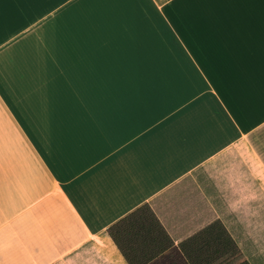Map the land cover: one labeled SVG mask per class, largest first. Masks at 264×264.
Wrapping results in <instances>:
<instances>
[{
  "label": "crops",
  "instance_id": "obj_1",
  "mask_svg": "<svg viewBox=\"0 0 264 264\" xmlns=\"http://www.w3.org/2000/svg\"><path fill=\"white\" fill-rule=\"evenodd\" d=\"M239 150L264 174V0H0V264H128L108 228L146 203L264 264Z\"/></svg>",
  "mask_w": 264,
  "mask_h": 264
},
{
  "label": "trees",
  "instance_id": "obj_2",
  "mask_svg": "<svg viewBox=\"0 0 264 264\" xmlns=\"http://www.w3.org/2000/svg\"><path fill=\"white\" fill-rule=\"evenodd\" d=\"M108 234L128 264H250L219 220L175 244L147 203L114 223Z\"/></svg>",
  "mask_w": 264,
  "mask_h": 264
},
{
  "label": "rangeland",
  "instance_id": "obj_3",
  "mask_svg": "<svg viewBox=\"0 0 264 264\" xmlns=\"http://www.w3.org/2000/svg\"><path fill=\"white\" fill-rule=\"evenodd\" d=\"M240 147H238L239 149ZM217 173L218 175L227 173L231 171L233 173V186L236 185L237 189L235 191L240 192L248 191L247 195H232V198H228V202L233 201V204L239 205L240 203H250V202H258L260 204H264V174H262L261 169L257 167V164L253 160L252 156L247 152L243 153L241 150L230 153L225 158H223L220 162H218ZM247 167L249 168L250 176L245 178ZM243 177L245 180H241L239 177ZM247 179V180H246ZM258 192L253 195V192ZM262 193V194H261ZM262 212L254 213L256 219V215L260 218L257 225V239L258 242L264 247V208H262ZM236 214L238 212H235ZM251 216V215H250ZM251 218V217H250ZM252 219V220H254ZM253 227L250 228V230ZM264 249V248H263Z\"/></svg>",
  "mask_w": 264,
  "mask_h": 264
}]
</instances>
